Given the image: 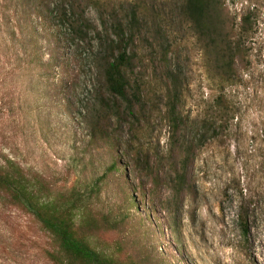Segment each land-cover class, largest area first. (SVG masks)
I'll use <instances>...</instances> for the list:
<instances>
[{"label": "rangeland", "instance_id": "1", "mask_svg": "<svg viewBox=\"0 0 264 264\" xmlns=\"http://www.w3.org/2000/svg\"><path fill=\"white\" fill-rule=\"evenodd\" d=\"M81 1L88 20L99 29L103 16L112 24L115 18H127L132 8L146 12L145 30L136 45L140 60L135 77L144 84L149 103L146 147L155 160H164L171 149V133L164 112L167 80L162 59L166 54L168 68L183 85L182 117L200 122L220 91L204 43L182 15L180 0ZM223 2L236 25L245 15L254 19L253 33L246 40L252 65L240 85L225 86L236 118L197 151L190 189L179 199L165 186L153 189L135 172L133 159L124 153L128 127L117 133L114 148L101 143L96 151L91 145L92 118L98 109L92 92L98 78L88 56L96 52V41L92 40L94 48L67 46L72 57L82 56L79 77L74 92L65 96L62 91L58 100L72 103L70 108L55 105L51 112L45 98H30L26 104L25 95L14 91L20 83H14L9 73L14 67L13 45L10 41L7 48L0 47V156H14L32 177L57 184L55 192L79 182L91 197L98 223L91 235L94 245L122 260L264 264V0ZM3 11L0 7V37L9 41L3 30L11 13ZM155 29L164 38L157 39ZM61 30L68 34L66 27ZM65 83L68 91L70 84ZM12 110L14 123L4 116ZM113 160L117 169L108 173ZM242 215L250 226L247 238L242 234ZM54 250L53 240L32 215L16 205L0 207V264H53L48 253Z\"/></svg>", "mask_w": 264, "mask_h": 264}, {"label": "trees", "instance_id": "2", "mask_svg": "<svg viewBox=\"0 0 264 264\" xmlns=\"http://www.w3.org/2000/svg\"><path fill=\"white\" fill-rule=\"evenodd\" d=\"M180 1L182 15L191 23L210 56L220 91L203 120L189 122L180 111L183 85L179 76L168 68L164 55L160 67L167 80L164 112L171 133V149L164 160L158 161L145 144L149 103L144 84L135 77L140 60L136 45L145 30L142 21L147 17L146 12L140 7L132 8L127 18H115L112 24L103 16L99 29L88 20L81 0H0L3 12L11 13L3 30L10 40L2 35L0 47L7 48L10 41L13 45L14 67L9 73L14 83H20L14 91L25 95L26 104L30 98H45L50 112L55 105L70 108L72 103L64 99L58 103V100L62 91L65 96L74 92L82 56L72 57L67 46L85 44L94 48L92 40L96 41V52L88 56L98 78L92 92L98 109L92 118L91 145L96 151L101 143L114 148L117 133L128 127L130 136L124 153L133 159L135 172L148 179L155 190L167 187L176 199L190 189L189 174L197 151L219 132L228 130L236 118L235 106L225 86L240 85L250 70L252 63L246 40L254 30L251 15L243 16L236 25L223 0ZM63 27L68 29V34L62 32ZM154 34L157 39L164 38L160 30L155 29ZM43 41L46 45H42ZM161 46L166 50L165 44ZM65 81L70 84L68 91ZM14 115L13 110L9 111L4 115L5 120L14 123ZM91 157L95 154L91 153ZM116 169L117 161L113 160L108 173ZM55 185L32 177L14 156H0V207L16 205L34 217L54 242L55 250L48 253L53 264H138L94 245L91 235L98 223L92 216L91 197L83 192L79 182L60 192L53 190ZM139 189L143 190L140 185ZM241 228L247 238L250 226L244 215Z\"/></svg>", "mask_w": 264, "mask_h": 264}]
</instances>
